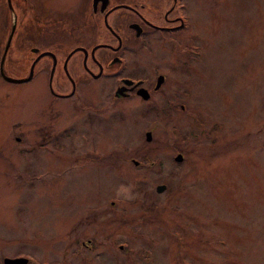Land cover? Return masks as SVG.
Here are the masks:
<instances>
[{"label": "rangeland", "instance_id": "rangeland-1", "mask_svg": "<svg viewBox=\"0 0 264 264\" xmlns=\"http://www.w3.org/2000/svg\"><path fill=\"white\" fill-rule=\"evenodd\" d=\"M186 6L196 55L166 37L132 57L165 72L147 103L89 78L82 93L100 109L83 119L47 77H0V264H264V0ZM43 128H67L64 148L40 146Z\"/></svg>", "mask_w": 264, "mask_h": 264}, {"label": "flooded vegetation", "instance_id": "flooded-vegetation-1", "mask_svg": "<svg viewBox=\"0 0 264 264\" xmlns=\"http://www.w3.org/2000/svg\"><path fill=\"white\" fill-rule=\"evenodd\" d=\"M186 7V0H0V64L9 62L11 69H21L24 74L19 76L31 72L30 78L47 77L45 91L49 96L73 97L71 107L83 119H90L89 110L100 109L82 93L80 83L89 78L112 79L110 91L99 88L102 95L112 100L129 94L140 101L146 99L147 103L162 88L165 72L151 64L152 70L143 74L135 70L138 62L132 57L138 51L152 52L153 45L168 47L166 37L176 44L174 47L186 43L189 53L196 55L195 40L181 38L182 30L188 27ZM188 28L186 36L192 34ZM18 61L22 65L17 66ZM183 90L181 87L176 93ZM166 102L169 108H184L180 102ZM154 108L156 105L149 103L139 113H150ZM169 108L164 112H169ZM66 130L56 133L43 128L40 146H44L40 141L49 139L53 148H64L61 134ZM14 137L19 138L17 134ZM129 155L132 163H144Z\"/></svg>", "mask_w": 264, "mask_h": 264}, {"label": "water", "instance_id": "water-1", "mask_svg": "<svg viewBox=\"0 0 264 264\" xmlns=\"http://www.w3.org/2000/svg\"><path fill=\"white\" fill-rule=\"evenodd\" d=\"M0 72H1L2 77L5 78L6 80H11V81H16V82H19L20 80H27V79L30 78V75H31V72L28 73V75H26V76H19V77H13V76H10V75H6L3 72V69L1 68V64H0ZM140 92L144 96L147 95V94H145V92L143 90H140ZM144 137L146 139H150L151 136H150L148 130H146L144 132ZM173 157H175L176 160H180L182 158L180 153H176ZM164 186H165V183H157L155 185V189L160 191L162 188H164ZM2 261H3V264H24L26 262L25 258H23L21 256H16V257H7L6 256V257L3 258Z\"/></svg>", "mask_w": 264, "mask_h": 264}]
</instances>
